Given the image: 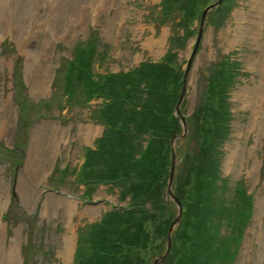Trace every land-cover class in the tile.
Returning a JSON list of instances; mask_svg holds the SVG:
<instances>
[{
    "label": "rangeland",
    "instance_id": "374dc122",
    "mask_svg": "<svg viewBox=\"0 0 264 264\" xmlns=\"http://www.w3.org/2000/svg\"><path fill=\"white\" fill-rule=\"evenodd\" d=\"M163 1L0 0V224L1 217L4 221L0 264H9V252L16 264H75L79 243L86 252L95 225L112 209L129 204V197H121L125 193L122 184L84 182V172L82 177L77 172L85 149L94 147L104 134L105 126L93 118L103 100L87 102L78 90L67 104L64 82L58 86L55 80L61 64L85 40L93 42L91 62L96 73L129 71L145 60L172 57L171 65L182 75L191 58L176 117L175 134L181 136L163 148L156 147L148 160L167 184L171 165L167 166L166 157L173 147L171 188L176 196L196 146L192 128L194 119L200 118L210 71L224 56L238 63L239 74L226 96L231 131L222 145L219 171L231 196L233 187L239 185L254 198L253 216L233 264H264V0H222L201 21V10L217 0H196L197 17L190 26L193 35H188L189 20L184 17L192 3L167 1L172 11L162 15ZM15 76L22 83H16ZM171 79L174 85L176 77ZM21 99L32 107L24 117L23 146L12 153L7 148L17 144ZM139 143L146 141L141 138ZM115 157L114 165L119 160ZM112 174L108 179L118 175ZM165 198L173 222L178 209L173 199ZM223 231L228 233L230 228L225 225ZM159 242L164 243L156 239L151 248L157 245L158 254H165L166 242ZM153 251L140 253L147 264L155 259ZM172 251L171 245L158 264H177L169 258Z\"/></svg>",
    "mask_w": 264,
    "mask_h": 264
},
{
    "label": "trees",
    "instance_id": "16d2710c",
    "mask_svg": "<svg viewBox=\"0 0 264 264\" xmlns=\"http://www.w3.org/2000/svg\"><path fill=\"white\" fill-rule=\"evenodd\" d=\"M167 1L186 3L185 0H164V14L172 11L166 7ZM186 1L192 3L191 11L184 14L185 21L189 20L186 29L188 35H193L190 25L197 17L196 0ZM171 44L175 47V42ZM87 51L80 47L77 62L69 65L70 75L67 74L64 83L72 97L82 90L86 100L99 96L105 101L96 114L106 129L97 140V148L88 150L83 172L87 179L122 184L125 193L121 197H129V204L112 209L95 225V232L87 240L86 252L84 244L79 243L75 264L79 261L83 264H147L140 253L153 249V256L158 254V246H151L156 239L164 242L172 222V210L164 195L166 178L161 179L157 166L148 160L156 147L166 146L175 134L178 120L173 109L182 85L181 71L171 65L172 57H166L159 62L145 60L129 72L95 79ZM223 58L210 71L200 118L194 119L192 128L196 146L185 172V182L176 192L184 212L182 224L172 236L173 251L169 258L177 264H232L242 232L251 218L252 197L239 185L233 187L231 196L219 171L222 145L231 131L232 114L226 96L240 71L238 63L230 56ZM174 77L176 84L172 85ZM25 124L22 116L16 138L19 144L26 136ZM141 138L146 143H139ZM126 142L136 146L126 147ZM168 151L166 164L170 166L171 150ZM116 155L119 160L114 165L112 160ZM121 157L124 159L120 160ZM112 173H117V177L108 179L114 176ZM225 225L230 228L228 233L223 231ZM133 252L138 254L133 257ZM84 253L82 261L79 258Z\"/></svg>",
    "mask_w": 264,
    "mask_h": 264
},
{
    "label": "water",
    "instance_id": "95a60500",
    "mask_svg": "<svg viewBox=\"0 0 264 264\" xmlns=\"http://www.w3.org/2000/svg\"><path fill=\"white\" fill-rule=\"evenodd\" d=\"M221 0H219L218 2H220ZM218 2H216L215 4H213V5H210V6H208L205 10H204V13H203V18H202V20H204V17H205V15H206V13L213 7V6H216V4H219ZM198 45V41H197V44H196V46ZM196 46H195V48H196ZM190 61L191 60H189V63H188V66H189V64H190ZM187 71H188V69H187ZM187 71L185 72V77H184V82H183V87L181 88L182 89V92H181V95H180V98H179V101H178V103H177V106H176V113H179L180 111H179V106H180V104H181V101H182V98L184 97V95H185V88H186V80H187ZM183 119H184V117H183ZM182 119V120H183ZM184 121V120H183ZM178 136H181V135H175L174 136V138L175 137H178ZM173 138V139H174ZM172 139V140H173ZM172 166H171V171H170V178H169V182H168V187H167V195L171 198V199H173L174 201H175V205L177 206V209H178V214H176L177 216H176V218L174 219V221L172 222V224H171V226H170V228H169V231H168V235L166 236L167 237V248H166V252H165V254H163V255H160L159 257H157V258H155V261H154V263L153 264H158L161 260H163V259H165L166 257H167V255H168V253H169V251H170V248H171V235H172V232L174 231V229L176 228V225H178V223L180 222V220H181V216H182V214H183V206L181 205L182 203H181V201H180V199L175 195V194H173L174 192L172 191V188H171V185H172V182H173V177H174V172H175V152H174V149H173V147H172Z\"/></svg>",
    "mask_w": 264,
    "mask_h": 264
},
{
    "label": "bare ground",
    "instance_id": "6f19581e",
    "mask_svg": "<svg viewBox=\"0 0 264 264\" xmlns=\"http://www.w3.org/2000/svg\"><path fill=\"white\" fill-rule=\"evenodd\" d=\"M263 92V91H262ZM1 223V222H0ZM3 226L2 224H0V251H4L3 249V245L2 244V239H3ZM11 252H9L7 255H8V261H9V264H16V261L14 260V258L11 256Z\"/></svg>",
    "mask_w": 264,
    "mask_h": 264
}]
</instances>
